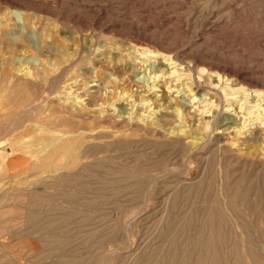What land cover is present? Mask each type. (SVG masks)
Wrapping results in <instances>:
<instances>
[{
	"label": "rangeland",
	"instance_id": "rangeland-1",
	"mask_svg": "<svg viewBox=\"0 0 264 264\" xmlns=\"http://www.w3.org/2000/svg\"><path fill=\"white\" fill-rule=\"evenodd\" d=\"M201 107L264 133V0H0V264H197L228 172L241 190L216 264L245 248L264 264L258 166L170 143L207 134ZM163 113L160 132L117 125ZM184 172L208 188L179 192Z\"/></svg>",
	"mask_w": 264,
	"mask_h": 264
},
{
	"label": "bare ground",
	"instance_id": "bare-ground-1",
	"mask_svg": "<svg viewBox=\"0 0 264 264\" xmlns=\"http://www.w3.org/2000/svg\"><path fill=\"white\" fill-rule=\"evenodd\" d=\"M175 71L176 70L174 69L173 71H171V73H173ZM219 79H220V76L218 77L217 80H219ZM188 90L190 91L189 88H188ZM146 91H148V93L143 94V95H146L147 97H145L144 99H142V97H139L140 98L139 101H141L140 107L145 105L144 108H148L154 102V100L156 99V98L153 99L155 97L154 95H150V93H151L150 91H152L151 84L147 85V90ZM168 102H170V100H168ZM157 104H159V103H157ZM182 104L186 105L185 102L181 101V105ZM174 110L176 111L177 115L182 120H185V119L188 118L186 113H183V110H182L181 106L174 107ZM208 110L209 109L205 110L203 107H201L200 112H199L200 115H201V118H199V123H197L195 125V128H199V129L200 128L201 129L206 128L207 129V134H202L201 136L196 137L193 140H185V138H182V137L176 135L175 137H173L170 140V143L185 147V146H189V142L193 141L194 142V147H191V146L190 147H191V149L193 151L192 153H196L195 155L198 154V152H199V150L201 148L207 147V146L211 145V143H215L217 147H220L221 149L223 147L225 150L234 153L236 155L235 156L236 158H234L235 163L237 162V163L246 164L247 162H249L250 164H256L258 166L259 170L263 173L262 175L264 176V133H261L260 131L255 130L254 127H246L249 124V123L245 124V122L247 121V118H243L242 121L229 119L227 116H224V117L221 118V110H217V111L213 112L210 116L208 115V117H203L204 116L203 114L206 111H208ZM145 111H146V109H145ZM167 115H168V113H163V114H161L159 116H155L154 118H152V120L150 122H146V123H138V122H135L134 120H131V118H128V120L125 121L124 118H121V119H119L117 121V125L120 126L123 129L131 130V131H141V132L143 131V132L147 133V132H150V131L155 132L156 130H159V132H160L161 129L164 127V125H166L165 123L168 121V119L166 118ZM120 116H121V114H120ZM147 116L150 117L151 114L149 113ZM79 122H80V120H79ZM219 124H221V125H219ZM220 126H222V129L220 131L215 132L214 130L217 129V128H220ZM2 128H0V129L4 130V127H2ZM76 128L78 130L82 129V131L86 129V127L84 125H82V126L81 125H77ZM226 130H230V133L231 132L233 133V135L229 136L227 139L224 138V136L222 135V133L226 132ZM68 131L72 132L71 129H69ZM0 132H3V131H0ZM171 132H174V131L171 130ZM12 135H14V133H11V131H10L5 136L7 138H9L10 136L12 137ZM93 137H96V136H93ZM140 142H141V140H140ZM130 143H133V142H130ZM252 146H254V148H252ZM243 147H247L248 149L251 148L250 150H248L246 152L247 155L244 158V160L238 155V153L240 152V149H242ZM84 156H86L85 153L84 154H79L80 158H82ZM0 165H3V164L0 163ZM25 165H26V163L22 162V164H18L17 168L15 167L14 170L18 171L20 173V171H22V169L24 168ZM83 165L84 164L82 163V164H80L77 167V173L81 172L84 169ZM194 166L195 165H193L192 161H190L189 166H188V164L185 165V167L191 169L190 170L191 172L193 171ZM234 166H236V165H234ZM2 167H4V165ZM4 169H5V167H4ZM3 174H4V172H3ZM0 175H1V172H0ZM199 175L200 176L198 178L191 179L184 172V174L180 175L177 178L178 179V185H176L175 188L179 192L180 191H184V193H192V192H197V191L200 192V191L206 190L209 185L205 184V178L203 176V173L199 174ZM14 176H17V174H14ZM227 177H228V179L226 178L221 183L223 201L221 202V200L219 201V199H215V200H212V202H211L212 204H214L213 205L214 208H212V209H216V210L211 211L210 214H209V217H208V222H209L208 233L206 234V236H204L203 234H200V233H199V236L197 235L198 236L197 240H196L197 244L199 243L200 246L202 245V246L206 247V251L200 250L201 252L197 253L198 254V256H197L198 259H196L197 262H198L197 264H216L217 263L216 262L217 259L215 257V256H217L215 254V252H216L215 248L218 247L217 246L218 243L220 241H222V239H223V235H224V232H223V224L224 223L223 222H225V218L221 214L222 213L221 212L222 211L221 207L225 205L226 208H228L230 210H233V209L236 208V205L238 204L237 197H238V195H240V190H241L240 178L235 179L233 181L230 180L229 179V178H231L230 172H228V176ZM260 178H262V176H260ZM263 180H264V178H263ZM263 184H264V182H263ZM18 194L19 193L16 194L17 198H19ZM63 200H65V199H63ZM222 203H224V205H222ZM240 203H242V200H241ZM262 205H263L262 206V213L264 214V208H263L264 204H262ZM247 206H248V204H247ZM217 209L220 210V212ZM251 212H252V210H251ZM238 222H239V220H238ZM201 233H202V231H201ZM243 240H244L245 243H246V241L249 242L247 234H246V237L243 238ZM220 247H221V245H220ZM246 247H247V245H246ZM249 247H250V245H249ZM236 253H238V252H236ZM236 253L234 252V255L238 256V254H236ZM244 254H245V256H247V258H249V260H250L249 262L247 261V263H246V262H234V261H232L233 263L231 262V264H234V263H236V264H251V262H253V258H254L253 253L251 252V250L245 248L244 249ZM230 257H233V256H230ZM228 259H231V258H228ZM233 259H235V258H233ZM218 260H220V259H218ZM226 260H227V258H226ZM226 260H225V262H227Z\"/></svg>",
	"mask_w": 264,
	"mask_h": 264
},
{
	"label": "crops",
	"instance_id": "crops-1",
	"mask_svg": "<svg viewBox=\"0 0 264 264\" xmlns=\"http://www.w3.org/2000/svg\"><path fill=\"white\" fill-rule=\"evenodd\" d=\"M5 167V166H4Z\"/></svg>",
	"mask_w": 264,
	"mask_h": 264
}]
</instances>
